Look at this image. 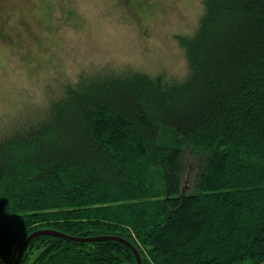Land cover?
<instances>
[{"label": "trees", "instance_id": "trees-1", "mask_svg": "<svg viewBox=\"0 0 264 264\" xmlns=\"http://www.w3.org/2000/svg\"><path fill=\"white\" fill-rule=\"evenodd\" d=\"M202 6L185 78L83 73L0 117V264L39 229L120 236L143 264H264V0ZM20 264L137 259L41 234Z\"/></svg>", "mask_w": 264, "mask_h": 264}, {"label": "rangeland", "instance_id": "rangeland-1", "mask_svg": "<svg viewBox=\"0 0 264 264\" xmlns=\"http://www.w3.org/2000/svg\"><path fill=\"white\" fill-rule=\"evenodd\" d=\"M202 12V0H0V117L83 73L185 78L179 37Z\"/></svg>", "mask_w": 264, "mask_h": 264}, {"label": "water", "instance_id": "water-1", "mask_svg": "<svg viewBox=\"0 0 264 264\" xmlns=\"http://www.w3.org/2000/svg\"><path fill=\"white\" fill-rule=\"evenodd\" d=\"M41 234H52V235H56V236H60L63 238H67L70 240H76V241H97V240H117V241H121L123 243H125L126 245H128L134 252L136 259H137V264H143L142 262V258L141 255L138 251V249L128 240H126L125 238H122L120 236H116V235H99V236H92V237H77V236H72V235H68L66 233H63L61 231L55 230V229H39L36 230L34 232H32L24 241V243L22 244L21 248L19 249V252L16 256L15 262L14 264H20L21 258L24 254V251L26 250L28 244L30 243V241L36 237L37 235H41Z\"/></svg>", "mask_w": 264, "mask_h": 264}]
</instances>
